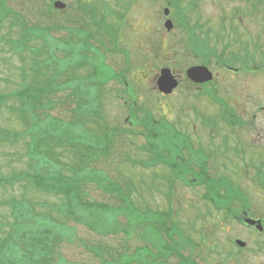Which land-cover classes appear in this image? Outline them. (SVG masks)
<instances>
[{"label": "rangeland", "instance_id": "1", "mask_svg": "<svg viewBox=\"0 0 264 264\" xmlns=\"http://www.w3.org/2000/svg\"><path fill=\"white\" fill-rule=\"evenodd\" d=\"M50 1L53 0H6V5L12 13L22 14L30 28L54 25L51 35L58 39H66L67 29L76 24L94 30L88 20L80 22L87 17L83 12L68 8L78 4H87L86 9L91 4L95 6L94 25H99L105 13L106 22L112 25L109 36L101 33V40L97 36L90 39L89 51H82L81 57L66 55L67 44L57 45L60 49L36 53L34 48L40 46L39 40L27 42L32 48L18 49L10 43L18 38L20 27L10 24L11 15L0 22V94L14 92L23 85L31 84V89L37 79L33 77L37 65L43 73L38 75L41 82L37 87L56 78L54 73L58 74V86L66 87L57 93L47 92L39 107L30 102L18 108L20 97L1 99L0 175L10 177L16 170L26 171L28 156L25 157L24 144L34 138L42 143L50 138L38 135L48 132V135H57L56 140H48L53 142L56 160L48 157L44 160L39 153L36 159L44 161L35 167L39 166L49 175L61 172L83 178L82 200L105 202L110 206L103 211L77 204L74 211L78 217L70 210V217L56 222L54 230L63 238L58 242V256L53 255L55 260L51 264H100V256L104 264H127L126 261L128 264H264V236L245 228L234 217H227L224 212L227 209L218 210L205 200V185L183 184L167 171L168 167L160 165L164 161L160 164L150 161L153 166L159 164L153 168L160 171L148 170L141 163L147 156L143 151L148 149L144 137L148 130L142 123L148 120L147 114L156 120L152 131L159 136L161 129L157 120L177 122L185 135L200 143L196 146L192 143L188 149L196 150L194 159L203 158L208 163L210 176L207 178L222 176L237 188L239 198L225 200L231 202V213L243 208L252 217L264 220V0L180 1L181 7L192 1L190 12L184 13L189 21L185 26L195 30L196 35L203 37L201 29L218 31L221 36L222 32L227 34L223 42L229 41L230 47L223 51L222 40L215 44L212 38L206 49L215 46L216 53L208 57L205 52L200 57L187 49V33L181 27V17L169 14L174 27L171 31L165 30L163 8L169 4L166 0H59L66 4L65 9L52 12L48 7ZM72 14H75V23L72 19L67 21ZM196 17L201 29L196 27ZM254 40L258 48L256 67L254 61L235 54H231L236 57L231 63L235 69L225 71L219 66L220 56L227 57L233 51H245L248 47L251 51ZM203 59L213 73L212 82L205 88L190 84L185 76L187 67L202 64ZM243 62L248 63L247 69H243ZM162 67H168L183 80L168 95L156 88ZM89 74H92L90 78H80ZM49 85L52 89L55 84ZM125 90L142 95V101L137 98L134 104L131 102V108L125 109L123 100L116 97V93L126 97ZM216 99H222L230 107V124H225L220 117L227 112ZM86 101L94 109L97 106V115L85 111ZM78 103H81L79 108ZM25 118L28 123L33 118L37 121L28 133L24 132L28 124L27 120L23 121ZM249 120L252 125L247 128L245 123ZM130 121L132 126L127 123ZM8 131L13 134L10 136ZM206 143L213 147V154ZM191 178L186 176V180ZM111 185L126 196L122 201L104 188ZM32 187L35 190L29 198L37 210L47 212L49 205L61 203V196L39 193L35 183ZM18 191L15 185L0 186V238L13 221L5 202L14 199ZM124 203L147 211V218L151 217L152 221L130 228L128 234L120 232L128 218L123 211ZM171 209L168 218L165 215L169 212L156 219L151 215ZM161 223L168 228L157 229ZM234 239L245 242L244 248H239ZM164 245L172 251L164 253L161 250ZM157 253L159 257L155 256Z\"/></svg>", "mask_w": 264, "mask_h": 264}, {"label": "trees", "instance_id": "2", "mask_svg": "<svg viewBox=\"0 0 264 264\" xmlns=\"http://www.w3.org/2000/svg\"><path fill=\"white\" fill-rule=\"evenodd\" d=\"M8 1V0H7ZM169 2V6L173 7V13L180 18L181 17V27L184 29V31L187 33L186 38V47L188 50H190L194 55L202 57L205 56L204 52L207 53V57L210 55H214L215 46L212 49H206L207 46V39L205 35L203 34V37L196 35L195 31L192 30L189 27H186L188 25V16L185 15V12H190L192 1L188 2L184 7H181L179 5L180 1L182 0H166ZM53 1H50L48 4L50 12L54 10ZM87 4H78L75 7H68L72 8L75 12H83L84 15H86V18H82L80 22L86 21L89 22L92 26H94V30H89L84 28L80 25H75L72 27H69L67 29V32L69 36L66 39H58L51 35L52 31L54 30V25H47L45 27L36 26L37 28L33 29L30 28V26L27 25L25 20L22 17V14L18 13H12L11 9L8 8L6 5V0H0V22H2L4 19L11 17L13 20L10 24L18 25L20 27V32L18 35V38L11 41L10 44H12L14 47L18 49H26L30 48L32 45H28V41L30 40H39L40 46L35 47L34 49L37 50L36 53H38L40 50L44 49H60L57 47V45L61 44H67L69 45L67 48L64 49L66 55L73 56L74 54L77 56H81L82 51H89L88 46L90 45V39H92L94 36H97L98 40H101L99 35L101 33L106 34V36H109L111 33L109 26H112L111 24H108L106 21V13L105 15H101V19L99 20V25H94L93 19H96L95 16V6L93 4L90 5L89 9H86ZM180 6V7H179ZM194 7V5H193ZM11 13V14H10ZM75 14L69 15L67 17V21H72L75 23V20L73 19ZM186 25V26H185ZM62 28V27H61ZM110 31V32H109ZM80 43V44H77ZM54 46V47H53ZM32 48V47H31ZM210 50V52H209ZM75 52V53H74ZM216 53V52H215ZM91 56V55H90ZM264 57V54H263ZM236 57L232 56L231 53L227 55V57H219L221 60L220 62L225 64L226 66L231 65V62ZM239 59V58H238ZM201 63L204 65H208L206 61L203 59L201 60ZM84 66V64L82 65ZM263 66V65H262ZM36 69L34 71V78H37L35 81H33V85L30 89V85H23L21 89L15 90L14 92L0 94V101L4 98H12L15 99V97H20L18 101L19 105L18 108L24 104V103H33L38 104V107L40 105V101L42 100L43 96H46L47 92H54L57 93V91H60L61 88H64L65 86H58L56 83V78L58 77L57 73H54L50 80H47L48 83L46 85L42 84L43 87H37L39 83L38 75H42L43 73L39 70L40 65L35 66ZM57 72V71H56ZM92 74L89 76H80V78H90ZM73 76H70L71 78ZM116 79V78H115ZM69 80V79H68ZM107 80H105L106 82ZM41 82V81H40ZM50 82L54 83L52 89H50ZM104 82L101 84L103 85ZM37 87V88H35ZM66 88V87H65ZM73 92H75L73 90ZM211 96L213 93L210 94ZM217 100V99H216ZM4 101V103H5ZM217 102L223 107V109L227 112L225 115L221 116L223 121L230 122L231 117L229 114V108L222 99L217 100ZM88 109L86 108L85 111L90 110L91 115H97L98 111L96 110L97 106H95V109L90 107L91 102L86 101ZM0 102V106H1ZM97 105V104H96ZM16 107V108H17ZM81 107V103H78V108ZM82 115L81 113H78ZM151 115V114H150ZM19 117V116H18ZM20 118H24L23 114L20 116ZM146 121H143L145 128L148 130L149 135L150 133H153V123L156 122V120L147 114ZM28 120V118L23 119ZM165 119H159L157 122L159 123V126L161 127V122ZM74 123V122H72ZM37 124V121L33 118L31 123H28L26 126L25 133H28L30 129H33L34 126ZM150 128V131H149ZM159 128V127H158ZM5 130L1 131V133H4ZM8 134L10 136L13 134L8 131ZM48 132H42L40 135H38L39 138H50L48 140H56L55 137L57 135H48ZM161 134V133H160ZM162 135V134H161ZM41 136V137H40ZM48 136V137H47ZM8 138V137H7ZM6 138V139H7ZM14 140V138H11ZM47 139L44 140L42 143H40L42 140H36L34 142V145L30 142H27V144H24V151L28 159L26 160V171H20L16 170L14 171L13 175L10 177H4L0 175V186H14L18 188L19 191L28 192V195L26 194H20L21 192H18L15 194V198L12 200H9L5 202L6 205H9L10 207V215L13 218V221L10 223L9 230L5 233V236L0 238V264H51L53 259V255L58 256L56 253L58 242H62V235L59 231L54 230L56 222L60 221V219L64 217H70L68 211L72 210L74 213L75 206L77 204L80 205H87V207H96L97 209H101L103 211L108 210L110 206L108 203L105 202H89L87 200L83 201L81 198V192L82 189L80 187L81 183L84 181L83 178L77 176L67 177L62 175L60 172L59 174H50L44 173L41 168H34V164L31 165V161L35 164H38L36 156L41 153L44 160H46V157L53 158L56 160L57 153L55 151H52L53 149V142L48 141ZM97 145H94L96 147ZM92 148V146L90 145ZM32 151H31V150ZM33 152V156L29 153ZM213 154L214 152L211 151ZM153 160L156 162H163V159L161 157L160 152H155L153 156ZM31 159V160H30ZM204 160L203 158H199L198 163H202ZM143 163V162H141ZM166 164V162H165ZM169 167L173 170V162L168 163ZM223 166L225 164H222ZM74 168V167H73ZM73 170V169H72ZM186 176H191V179H188L190 183L193 184H203L207 188V192L204 195V199L207 201H210L214 206H218L219 209L225 208L227 209V212L231 214V208L226 207L224 202L225 200H232L239 198L238 196V190L234 186H232V183L229 179L219 176L218 178L214 179L211 178H204L205 176H199L201 178L197 179L194 178L198 175L195 174V172L191 171L188 175H182L176 176L177 178L186 179ZM35 183L36 191L39 193L44 194H53L57 196H61L62 203L57 205V208H49V211H39L37 210V207L30 201L29 194L31 193L33 187L32 184ZM46 187L47 190H44L43 188ZM104 188L108 189L111 195H114L116 199L122 201L126 196L124 194L122 195L121 190L116 186H104ZM35 190V189H34ZM107 190V191H108ZM19 196H21V200H19ZM225 198H222V197ZM231 203V202H229ZM1 204V202H0ZM31 204V205H30ZM57 204V203H56ZM28 206V207H27ZM49 207V206H48ZM125 210L126 215L128 218L126 219V225L124 227L121 226L120 232L124 234H128L130 232V228L133 229L135 226H143L149 219L147 218V214L145 210H141L140 208L134 207L131 204L124 203V206H122ZM148 208V207H147ZM53 212H57V215L54 216ZM161 212V213H160ZM160 212H153L151 215L154 217V219L158 218L161 215H165L167 212H169L167 215H165L166 218L171 216V211H160ZM76 215V213H75ZM77 216V215H76ZM168 216V217H167ZM78 217V216H77ZM43 218V219H41ZM239 218V217H237ZM59 219V220H58ZM152 220H149V222ZM47 223L48 226H44V224ZM42 225V226H39ZM171 226V225H170ZM45 227V228H44ZM91 228V227H90ZM168 228L164 223H161L157 229H166ZM175 228V226H174ZM171 229V228H170ZM172 235L168 236L169 238ZM164 253H170L172 250L167 246L164 245L161 249ZM159 257V254L157 255ZM156 258V257H155ZM180 260L183 261V257H180ZM127 264L129 261H126ZM104 264L103 257L100 256V264ZM189 264H196L191 263Z\"/></svg>", "mask_w": 264, "mask_h": 264}, {"label": "flooded vegetation", "instance_id": "3", "mask_svg": "<svg viewBox=\"0 0 264 264\" xmlns=\"http://www.w3.org/2000/svg\"><path fill=\"white\" fill-rule=\"evenodd\" d=\"M196 34V32H195ZM218 39L220 38L219 36H211V39ZM175 77L178 80V86L182 84L183 80L179 76V74H175ZM187 80V79H186ZM212 82V81H211ZM128 90V87H127ZM127 96H126V95ZM124 95L126 96L128 102H132L134 104L135 101H137V98H139L141 101L143 99L142 95L137 94L136 92H124ZM177 123V122H176ZM176 123L169 122L167 120L162 121L161 124V136L155 134V133H150L147 131V135H145V140L147 143L146 148L147 151H143L147 153V156H145V163L147 164V169H154L153 165H150V158L154 156V153L160 152L162 159L166 162V164H160L164 165V167H168V163L174 162V171H176V174L179 176L182 175H188L189 172L193 171L195 172L196 175L198 176H210L208 173V163L203 161V164L200 166L198 165L197 159H194L197 155L193 151H196L192 148L188 149L191 144L193 143L194 146L199 145L200 143L197 141V139L185 135L181 127H178ZM223 124V123H222ZM252 122L249 121V125H251ZM227 127V126H226ZM225 128V127H224ZM153 130V128H152ZM210 151H212L213 147L211 148V145L209 143H206ZM150 152L152 155L149 156ZM155 171L161 170V169H154ZM169 171V170H167ZM187 181H185L186 183ZM226 207H230V203L227 201L224 202ZM235 216H239L241 218V224L249 229V230H255V227L252 225H246L243 223V218L244 217H249L251 219L259 220L260 224L262 225L263 230L258 232L256 231L259 235L264 236V220L258 217H252L249 210H245L243 208L240 209V211H237L233 213Z\"/></svg>", "mask_w": 264, "mask_h": 264}, {"label": "water", "instance_id": "4", "mask_svg": "<svg viewBox=\"0 0 264 264\" xmlns=\"http://www.w3.org/2000/svg\"><path fill=\"white\" fill-rule=\"evenodd\" d=\"M53 6L58 9H62L65 7V4L60 1H55ZM165 14L168 13L167 9L164 11ZM166 29H170L172 27L170 20L165 22ZM186 75L189 80L194 83L202 84L210 81L212 79L211 72L205 66H192L186 70ZM177 86V80L172 75L169 68H162L160 70L159 77L157 79V88L159 91L164 94H169L172 90ZM246 223L254 224L255 221L251 219H246ZM257 228L261 230L260 222L257 221ZM236 244L240 247L244 246V243L241 240H236Z\"/></svg>", "mask_w": 264, "mask_h": 264}]
</instances>
